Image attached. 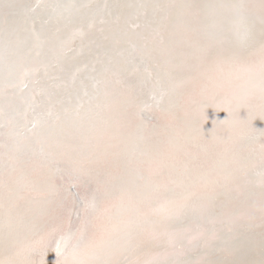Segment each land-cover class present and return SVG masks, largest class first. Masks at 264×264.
I'll list each match as a JSON object with an SVG mask.
<instances>
[{"label": "snow or ice", "instance_id": "1", "mask_svg": "<svg viewBox=\"0 0 264 264\" xmlns=\"http://www.w3.org/2000/svg\"><path fill=\"white\" fill-rule=\"evenodd\" d=\"M0 264H264V0H0Z\"/></svg>", "mask_w": 264, "mask_h": 264}, {"label": "bare ground", "instance_id": "2", "mask_svg": "<svg viewBox=\"0 0 264 264\" xmlns=\"http://www.w3.org/2000/svg\"><path fill=\"white\" fill-rule=\"evenodd\" d=\"M221 115H223V114H221Z\"/></svg>", "mask_w": 264, "mask_h": 264}]
</instances>
